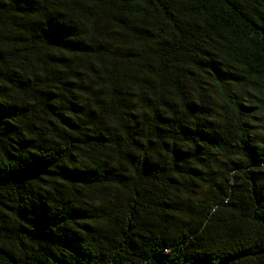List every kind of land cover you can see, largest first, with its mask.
<instances>
[{
    "label": "trees",
    "instance_id": "trees-1",
    "mask_svg": "<svg viewBox=\"0 0 264 264\" xmlns=\"http://www.w3.org/2000/svg\"><path fill=\"white\" fill-rule=\"evenodd\" d=\"M236 73L264 0H0V264H264Z\"/></svg>",
    "mask_w": 264,
    "mask_h": 264
},
{
    "label": "rangeland",
    "instance_id": "rangeland-1",
    "mask_svg": "<svg viewBox=\"0 0 264 264\" xmlns=\"http://www.w3.org/2000/svg\"><path fill=\"white\" fill-rule=\"evenodd\" d=\"M236 74L237 77L235 79H237V84L239 85L237 87L238 93H246L245 97H249L252 100L250 105L253 106V118L251 122L254 136L256 139H262L264 138V103H260L257 96L253 93L255 87L253 81L245 78L242 73Z\"/></svg>",
    "mask_w": 264,
    "mask_h": 264
}]
</instances>
